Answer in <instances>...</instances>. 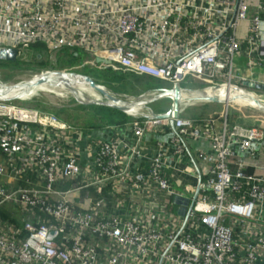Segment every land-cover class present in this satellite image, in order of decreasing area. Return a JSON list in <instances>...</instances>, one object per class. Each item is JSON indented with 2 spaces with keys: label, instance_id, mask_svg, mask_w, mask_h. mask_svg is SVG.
I'll return each mask as SVG.
<instances>
[{
  "label": "built area",
  "instance_id": "1",
  "mask_svg": "<svg viewBox=\"0 0 264 264\" xmlns=\"http://www.w3.org/2000/svg\"><path fill=\"white\" fill-rule=\"evenodd\" d=\"M247 1L0 0V49H15L16 58L35 44L81 49L83 64L179 85L183 95L222 86L254 94L241 84L255 82L233 71L237 55L250 69L264 64V0ZM186 80L202 88L186 89ZM8 85L0 81V92ZM5 98L0 264H264V163L262 173H249L239 156H256L263 128L227 112L205 119L136 112L133 142L121 151L118 138L84 144L80 127ZM166 131L167 152L157 142L142 166L144 134ZM192 140L209 147L192 155ZM183 158L193 172L175 166ZM169 168L192 183L175 185Z\"/></svg>",
  "mask_w": 264,
  "mask_h": 264
},
{
  "label": "rangeland",
  "instance_id": "2",
  "mask_svg": "<svg viewBox=\"0 0 264 264\" xmlns=\"http://www.w3.org/2000/svg\"><path fill=\"white\" fill-rule=\"evenodd\" d=\"M247 3L252 4L253 2L247 1ZM31 49L32 48H30L28 51H25V53L20 56L21 58L19 59L22 60V63L19 62V64L16 63V61L10 62L0 59L1 82L6 84H12L24 80H30L33 78L36 79L38 78L37 75L43 72L61 71V70L70 71L91 77V79L94 80L97 84L102 85L110 93H112L116 97L121 98L123 101L126 102L137 99L138 96L144 92H150V90L170 87L169 83L155 78H146L114 68H110L111 72L109 71L106 72V70L109 67L98 68V67H91L88 64H83L87 55L84 54V52L81 49H75L80 60L75 58L72 59L68 54L69 52L64 50L57 52H49L48 50L45 49L44 51H37ZM16 59H18V57ZM69 59L71 60V63L65 61ZM41 61H43V63L47 62V64H44V66L38 65L37 63ZM103 73L105 74L103 75ZM120 73L122 75H120ZM101 74L103 76H101ZM41 84L40 83L36 84L34 88L21 89L17 94L19 98L15 99L14 101L20 103L21 100L30 99L32 97H39L43 103L46 102L51 104L52 106L59 107L61 108V111L55 114L51 111H42L39 109L37 110L45 113L55 114L61 120H63L62 118H65L66 122L78 127H83L84 125L93 122L100 124L106 123V125L111 124L106 122V118L102 120L101 118L102 116L100 114L94 113V111L90 107H88L89 103H86L88 101H100V100L104 101L102 95L97 91L93 89H85L82 92H80V89L75 88V93L73 95L71 94L70 90L61 89L60 87L54 86L55 85L54 83L42 82ZM75 85H77L79 88L88 87L84 84V82H78ZM181 85L186 89L199 90L200 88H202V85L200 83L192 82L189 80H186L185 82L181 83ZM248 90L252 91L253 89H248ZM80 93L82 94L81 97L79 95ZM239 99H241V96ZM184 102L189 106H186L184 111L181 113L182 116L192 117L202 114V112H200L198 109L199 107L198 103H203V102H195L194 104H197L196 106H191L192 104L190 105L188 101H184ZM208 103H210L209 105H213V106L214 104H216L215 106L216 110L210 111L212 116L221 115L227 112V117L231 118V114L233 112L238 113L243 110L247 115H250L251 117L257 120L264 119L263 111L251 108L249 106H240L231 103V101H229L227 107H226V103L224 102H208ZM92 104H97V103H92ZM170 105H171L170 99L162 98L154 102H151L146 106H142V107L139 106L137 110H139L141 113L136 114V116L145 117L148 112L161 113L166 111L170 107ZM124 114L127 115L129 118L132 117V115L128 114L127 111Z\"/></svg>",
  "mask_w": 264,
  "mask_h": 264
},
{
  "label": "crops",
  "instance_id": "3",
  "mask_svg": "<svg viewBox=\"0 0 264 264\" xmlns=\"http://www.w3.org/2000/svg\"><path fill=\"white\" fill-rule=\"evenodd\" d=\"M252 1L253 3L251 5H257L258 4V0H249ZM242 29H240V34ZM234 73H236V75L238 77H242L245 80L244 81H254L257 84H264V64H260V65H255L254 67H252L251 69L246 65V57L243 55H237L235 58V67L233 69ZM239 84H241V82H238ZM244 82H242L241 85H243L245 88L248 89H253V93L256 94L261 100L264 101V89H256V88H251V87H246L244 84ZM195 102H203V103H198L199 107V111L202 112V114H199L198 116H192L191 118L194 119H205L208 117H211V110H216V104L213 105H209L210 103H208V101H201V100H194V101H189L191 106H196L197 104H194ZM186 106H189L188 104L182 103L180 106V115L181 113L184 111V109L186 108ZM242 109V108H241ZM246 109V108H243ZM210 112V113H209ZM216 117H218L219 115H215ZM231 121L237 122V123H241V124H246V125H254V126H262L261 128L264 129V119L263 120H257L253 117H251L250 115H247L245 113V111H241V112H233L231 114ZM130 121H126L124 123H120V124H107L104 127L101 128H82L80 127L86 135V138L84 140V144L89 143L90 141H93L95 139H107L109 136L111 137H115L118 138L121 142L119 144V148L121 151L124 150V147L122 146V144L127 143V144H131L133 142V135L131 132V127L129 125ZM114 125L117 127V131L115 134H111L110 135V131L108 129L109 126ZM78 127V126H77ZM171 141V132L170 131H166L164 133H160V132H147L144 134L143 136V140H142V145H141V150H142V154L143 157L140 159L142 160L141 164L142 166H147L148 165V158L150 156H152L154 154V152L156 151V149L158 148V143L160 142L165 151L166 149L168 150L169 148V143ZM190 153L192 155H194V152L200 151V150H204L206 151L208 149V144L204 141H196V140H192L188 142L187 145ZM254 147L256 150V156L250 158V157H245L244 155H242V153H239V156L245 161V171L249 172V173H255V174H260L262 173L261 170V165L264 163V139L262 141H258L256 143H254ZM167 152V151H166ZM171 157H173L175 159L174 156L170 155ZM169 156V157H170ZM2 160L0 159V162ZM188 159H182L181 162L177 165H175L177 168L178 167H184L185 169H189L193 172L194 167L191 165L192 162L189 161V163L187 162ZM196 165L198 166V168H201V164H199V161H195ZM192 167H190V165ZM173 170H171V168L168 169V172H171ZM172 175V177L175 180H173L175 185H178L179 183H182L184 181H186V183H192L193 181V177L192 175H187L184 179H181L178 177V173H176L175 171H173L172 173H170Z\"/></svg>",
  "mask_w": 264,
  "mask_h": 264
},
{
  "label": "water",
  "instance_id": "4",
  "mask_svg": "<svg viewBox=\"0 0 264 264\" xmlns=\"http://www.w3.org/2000/svg\"><path fill=\"white\" fill-rule=\"evenodd\" d=\"M0 59L6 60V61H15L16 60V50L15 49H0ZM100 58H97V61H100ZM51 76L53 78V82L57 87H72L71 94L74 95L75 93V87H73L72 84H76L79 81L87 83L91 89L97 91L102 95L104 98L100 101H88L86 103L92 104H102L105 106H109L115 109H118L122 112H126V109L134 104L136 105H143L146 106L147 104L154 102L156 100L167 98L171 100L170 107L161 113H153L151 112L155 117L157 118H170L171 116L176 117L180 113V106L184 101H186L184 95L182 94L181 88L179 85H175L174 87L169 88H161L157 89L158 92L146 99H138V100H132L129 102L123 101L121 98L116 97L112 93H110L108 90H106L102 85L97 84L94 80L91 79V77L82 75L75 72L70 71H48L41 73L37 75V79L33 78L30 80H24L17 83L9 84L7 87L4 88L6 90L7 88H14L16 86H26L31 87V83L34 81V85L40 82L41 78ZM48 78V77H47ZM70 79V80H68ZM72 79H74V82L72 83ZM42 81V80H41ZM245 86L253 87L256 89H264V84H257L252 82H244ZM249 98L252 99L253 103L256 106L257 110L264 112V103L260 101L259 99L253 97L252 95L247 94ZM19 98L18 95H11L9 97H6L5 99L14 100ZM195 100H201V101H208V102H224L225 100L219 99L217 97H209L208 95H202L200 97H197Z\"/></svg>",
  "mask_w": 264,
  "mask_h": 264
},
{
  "label": "trees",
  "instance_id": "5",
  "mask_svg": "<svg viewBox=\"0 0 264 264\" xmlns=\"http://www.w3.org/2000/svg\"><path fill=\"white\" fill-rule=\"evenodd\" d=\"M31 48H32L31 50H37V51H44V49L47 50L43 44H35V45H32ZM64 51L69 52L68 54L72 59H74V58L79 59L78 54L75 53L76 52L75 50L68 51V50L64 49ZM15 61L18 64H19V62L22 63V60L19 58L16 59ZM15 61H13V62H15ZM65 61L68 63L69 62L71 63L70 59L65 60ZM37 64L40 66H44V64H47V62L43 63V61H41V62H38ZM28 65H29V63H28ZM108 71L111 72V69L108 68L106 70V72H108ZM104 74L105 73H103V75ZM103 75L101 74V76H103ZM120 75H122V74L120 73ZM14 103H18V102L14 101ZM18 104L21 106H25V107H29V108H35V109H39L42 111H51L55 114H57L59 111H61V108H59V107L52 106L51 104L46 103V102L43 103L39 97H32L30 99L21 100L20 103H18ZM88 107H90L94 111V113L100 114L102 116L101 117L102 120L106 118L107 123L120 124V123H124L126 121L131 120V118H129L127 115H125L122 111L115 109V108H112V107H109V106H105V105H101V104H89ZM103 116H104V118H103ZM62 119L66 121L65 118H62ZM105 125H106V123L100 124V123H94L93 122V123L84 125L82 128H101V127H104Z\"/></svg>",
  "mask_w": 264,
  "mask_h": 264
},
{
  "label": "bare ground",
  "instance_id": "6",
  "mask_svg": "<svg viewBox=\"0 0 264 264\" xmlns=\"http://www.w3.org/2000/svg\"><path fill=\"white\" fill-rule=\"evenodd\" d=\"M47 77L41 78L42 81L40 80L39 83L40 84L42 82H44V83L45 82H48V83L51 82L52 83L53 82V78L51 76H47ZM68 80H70V79H68ZM73 81H74V79H72V83H73ZM31 84H32L31 87L16 86L14 88H7L6 90L0 92V97H9L11 95H17L21 89H30V88H34V86H36V85H34V81ZM84 84L86 86L90 87L87 83L84 82ZM72 85L76 89L77 88L80 89V92H82L85 89H91V88H88V87H80L79 88L75 84H72ZM60 88L61 89H67V90H70V91L72 90V87H68V88L60 87ZM205 93H206L205 95H208L209 97H217L219 99L225 100L226 102L227 101H232L235 104L242 105V106H249L251 108L256 109L255 104L253 103L252 99L247 96V94L252 95L253 97H255V95L252 94V93H246L243 90H239V89L233 90L230 86H222V87H220V90H217L216 92H211L210 89H207ZM195 94L196 93H193L192 95L187 94V95H184V97H185L186 101H188V102L191 101V100L194 101L197 97H199V96H196ZM79 95L81 97L82 94L80 93ZM240 96H241V99H239ZM139 106L142 107L143 105L134 104V105L128 107L129 109H127L126 111H127L128 114H135L136 112L137 113H141L139 110H137V108H139Z\"/></svg>",
  "mask_w": 264,
  "mask_h": 264
}]
</instances>
